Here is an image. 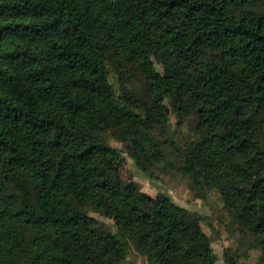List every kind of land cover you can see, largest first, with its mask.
<instances>
[{"label":"trees","instance_id":"1","mask_svg":"<svg viewBox=\"0 0 264 264\" xmlns=\"http://www.w3.org/2000/svg\"><path fill=\"white\" fill-rule=\"evenodd\" d=\"M140 76L149 103L110 82ZM169 105L197 137L175 148ZM179 153L264 264V0H0V264H217L200 218L115 170ZM91 212L114 222L103 232Z\"/></svg>","mask_w":264,"mask_h":264},{"label":"rangeland","instance_id":"2","mask_svg":"<svg viewBox=\"0 0 264 264\" xmlns=\"http://www.w3.org/2000/svg\"><path fill=\"white\" fill-rule=\"evenodd\" d=\"M110 82L119 97L131 93L138 99L149 103L150 95L145 90L142 77L130 76L121 82L111 73ZM168 106L170 123L165 134L172 137L175 148L179 152L188 148L196 139V120L194 116L181 118L171 109L169 103ZM159 132V127L154 128L152 137L164 154L165 160L146 165L144 171L136 168L132 157L133 149L126 137L103 127L98 128L97 135L120 152V159L114 167L124 181L134 184L152 197L159 192L166 193L176 204L200 218L202 230L211 239L217 264H262L260 251L254 248L252 236L240 227L226 210L219 192L216 189L207 190L204 198H199L197 192L192 189L190 180L178 169L181 165L179 153H175L173 149L164 144ZM91 216L98 221L100 231L116 232L111 219L95 212H91ZM120 264H148V262L133 248Z\"/></svg>","mask_w":264,"mask_h":264}]
</instances>
